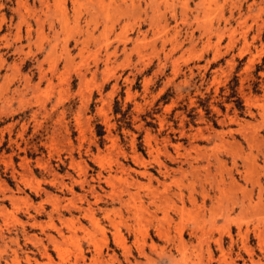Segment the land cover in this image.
<instances>
[{"label":"rangeland","instance_id":"1","mask_svg":"<svg viewBox=\"0 0 264 264\" xmlns=\"http://www.w3.org/2000/svg\"><path fill=\"white\" fill-rule=\"evenodd\" d=\"M0 264H264V0H0Z\"/></svg>","mask_w":264,"mask_h":264}]
</instances>
